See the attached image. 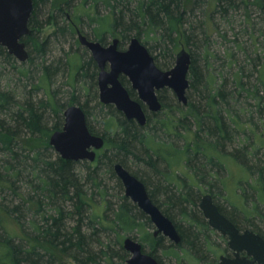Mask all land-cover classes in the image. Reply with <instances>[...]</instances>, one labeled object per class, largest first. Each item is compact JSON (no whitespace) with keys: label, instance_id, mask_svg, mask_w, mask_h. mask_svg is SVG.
<instances>
[{"label":"trees","instance_id":"trees-1","mask_svg":"<svg viewBox=\"0 0 264 264\" xmlns=\"http://www.w3.org/2000/svg\"><path fill=\"white\" fill-rule=\"evenodd\" d=\"M32 2L30 34L22 39L28 59L19 62L0 46V77H8L0 87V264H67V259L74 264H127L129 256L122 242L136 237L143 252L160 264L163 255L171 256L176 264L187 256L196 264H214L219 244H214L212 236L218 235L198 209L204 192L239 230H252L264 239V230L255 223L264 224L260 208L264 203V50L263 58L242 52L241 61L230 48L224 47L223 54L213 53L206 21L190 20L205 0ZM212 2L214 13L224 22H230L232 12L242 10L247 23L252 14L264 23V0ZM79 4L88 8L92 34L79 28V16L67 17ZM208 21L215 31L216 23L212 18ZM49 25H54V31L42 38L41 31ZM77 30L101 44L107 34L118 38L120 48L133 37L144 46L154 40L151 47L158 52L153 58L161 70L173 66L184 44L191 48L186 105L173 94V103L168 104L166 90H160L161 110L149 112L144 107L146 124L140 126L113 106L101 104L97 67L85 48L80 53ZM217 36L224 44L225 34L219 31ZM67 41L71 44L67 52L47 62L51 45ZM38 69L41 74L36 78ZM9 73L25 82L20 94L9 87ZM59 75L67 77L70 88L61 103L57 91L50 88ZM35 79L47 89L45 99L37 102L32 99L40 87ZM125 82L122 78L126 87ZM128 92L136 99L132 89ZM91 103L100 110V133L90 121ZM70 105L83 109L89 131L104 140L93 162L63 160L48 146L23 149L18 139L47 138L61 130L62 112ZM50 117L54 122L49 126ZM225 159L250 176L242 194L234 193L238 202L225 196L229 209L217 203L213 192L221 180L217 176L227 171ZM128 162L137 164L140 172L131 171ZM114 164L143 182L151 201L173 222L180 236L177 245L160 234L150 241L149 218L125 197ZM250 190L254 194L249 195Z\"/></svg>","mask_w":264,"mask_h":264},{"label":"water","instance_id":"water-1","mask_svg":"<svg viewBox=\"0 0 264 264\" xmlns=\"http://www.w3.org/2000/svg\"><path fill=\"white\" fill-rule=\"evenodd\" d=\"M33 10L32 0H0V46L19 62L28 59L22 39L30 34L28 21ZM77 39L90 52L99 68L97 86L99 101L112 105L127 120H135L140 126L146 124L143 105L149 112H159L161 103L157 92L169 89L177 101L187 103V79L191 59L185 48L175 55L174 66L167 71L155 65L147 47L137 38H131L125 50L118 49V39L106 47L96 41H89L79 30ZM109 64V71L105 65ZM125 76L136 92L133 99L122 85L119 76ZM64 123L61 130L53 132L49 144L63 160L93 162L96 151L102 149L104 140L92 134L83 109L70 105L63 112ZM113 170L122 183L124 195L140 209L154 226L153 236L162 235L177 245L180 236L173 224L151 201L143 182L130 174L122 165L114 164ZM198 208L208 226L225 237L226 247L232 256H219L217 264H264V239L252 230H239L226 218L214 203L209 193L202 195ZM122 247L129 254L127 264H160L154 257L142 250L140 243L125 238ZM244 253L245 255H241Z\"/></svg>","mask_w":264,"mask_h":264},{"label":"rangeland","instance_id":"rangeland-1","mask_svg":"<svg viewBox=\"0 0 264 264\" xmlns=\"http://www.w3.org/2000/svg\"><path fill=\"white\" fill-rule=\"evenodd\" d=\"M205 1H206L205 4H203L201 7H198V9H196L194 11L195 18L191 17L190 20L194 21V22H198V24L201 21H204V20L206 21V27H205L207 30L206 33L210 37L211 46H212L211 51L213 53L223 54L222 52H223L224 47H225V48L232 49L236 58H238V60H240V61L242 59H244L242 52L249 54L250 57H254L255 54H257V55L261 54V56L263 58L262 51L264 50V23L258 19V16L256 14H252L250 23H247L245 21L243 11L238 10L237 12L236 11L232 12L231 16L229 17V19H230L229 23L226 21L224 22V20H221L219 18V16L214 13V10H215L214 2H212V0H205ZM188 7L190 8V4ZM76 8L77 9L73 13L67 12L68 13L67 17L73 18V16H79L82 20L80 22L79 28L84 33L92 34L91 32H92L93 26H89L90 22H89V19H87V16L89 14L88 10H87L88 9L87 6L82 7L79 4ZM101 11L104 12L103 8L101 9ZM185 11H187V10H185ZM209 18H212L213 22L216 23L215 31H213L211 28V25L208 24ZM216 28H217V30H216ZM54 29H55L54 25L46 26L41 31L40 36H42V38L48 37L54 31ZM219 31H220V33L225 34L226 40H225L224 44H222L223 41L221 40V38H219L217 36V33ZM110 39H111L110 36L107 34L106 35L107 43H109L111 41ZM143 40L144 39H142V41ZM234 40L236 41V43L233 44L232 42ZM153 41L154 40L150 39L148 41V44L146 45V47L150 51L151 56L155 57L158 50L157 49L154 50V48L151 47L153 44ZM128 44H129V41H127V43H125L123 48L126 49ZM70 45H71L70 41H67L63 45L52 44L51 50L48 52V55L46 56L47 62H49L53 58L61 57L64 54V52H67V50L70 48ZM236 45L240 46L239 47L240 50H238L239 48L236 47ZM183 46L186 48L187 51L190 52L191 48H189L185 44ZM82 51H83V47L80 46V53H82ZM196 52H197V50H196ZM174 63H173V66H174ZM155 65L157 66L159 64L155 63ZM173 66H171V68ZM170 69H167V70H170ZM167 70H163V71H167ZM5 74H7V71H5ZM40 74H41L40 70L39 69L36 70V73H35L36 78H38L40 76ZM7 78L8 77H4V76L0 77V87L1 88L3 86H5V82L7 81ZM66 78L67 77L65 75L56 76L53 78V82L50 85L51 90L57 91V99L60 103L65 102V100H67L68 96L70 95V91H69L70 88L68 85V79H66ZM9 79H10L9 87L15 88V91H17V93L20 94V90H22L21 88L23 87L25 82L24 81L21 82L20 80L17 79V75H15V74L12 75L11 73H9ZM35 84H40V87L38 90H36L35 92L32 93L33 102H37V101H41L42 99H45V96L47 94V89L45 88L46 86H43L40 83V81H38L37 79H35ZM125 85H126L127 89H131V85L128 81L125 82ZM27 89H29V87H27ZM164 90H166L164 93V96L166 97V102L168 104H172L173 103V100H172L173 92L169 89H164ZM135 95L137 96L136 92H135ZM78 96H80V99L82 98L81 94ZM174 97H175V95H174ZM175 99H176V97H175ZM82 100L83 99H81V101ZM164 100H165V98H164ZM98 101H99V98H98ZM93 106H94V103H91L90 104V109H91L90 121L92 122V125L94 126V128L100 133L101 132L100 129L101 128L103 129V124H101V118H100V115H101L100 110H96L95 108H92ZM146 110H147V108H146ZM0 118H2V115H0ZM50 120L47 122L49 126L53 124L52 122H54L52 117H50ZM50 135L47 138L43 136V137L21 138L18 140H19V143L21 144V146L23 147V149L28 150V151H30V150L34 151L37 149H44L47 146L51 147L49 144ZM189 136H190V138L193 137L192 134H190ZM180 140L181 139L177 140V142L179 144L181 143ZM257 143L259 144V141ZM53 152H54V154H56L54 149H53ZM261 154H263L262 150H261ZM263 158H264V155H263ZM81 162H83V161H81ZM131 163L128 162V164L130 166L129 168H131L130 170L131 171H135V170L137 171L138 170V172H140V169L137 166V164H134V162H131ZM225 166L227 167V169H226L227 171L225 172L224 175L217 176V178L221 177V180L219 178V181H217V183H216V187L214 189L213 188L212 189H213V192L215 193V195L217 196L216 197L217 203L229 209V205L225 201V196L230 200V202L231 201H233V202L235 201V203L238 202L239 199L236 200V197H234V193H235V195L242 194L243 189L247 187L245 182H246V180H248L250 178V176H247V173L240 166H238L236 163H234L230 159H225ZM150 178H152V177L150 176ZM152 180H153V178L151 179V181ZM106 184H108L110 187H112V182L107 180ZM206 193H208V192H204L202 195H204ZM110 194L114 196V191L112 189L110 190ZM248 194L249 195L254 194V191L250 190ZM237 205H240V203H237ZM260 208L264 212V203L263 202L260 204ZM255 223L258 226H260L261 229L264 230V224H262L259 221H255ZM153 231H154V226L152 225V227H150L148 229V232H150L149 233L150 241L151 240L153 241V239H154ZM217 235H218L217 237L212 236V240H213L214 244L216 246L219 244V249L217 248L218 253H217V257H216V262L214 264L217 263L218 257L220 255L224 254L223 249H226L225 240H224V242H222L219 238L220 235L218 233H217ZM165 239L167 241H169L167 238H165ZM135 241H137L138 243H141L139 241L138 237H136ZM145 244H146L145 250L148 253V251H149L148 242H146ZM128 256H129V254H128ZM171 258H172L171 256L166 257L165 255H163V257L161 258L160 261L162 262V264H176L175 260L171 259ZM67 264H74V263L71 259H67ZM181 264H196V262H194L191 257L187 256L182 261Z\"/></svg>","mask_w":264,"mask_h":264},{"label":"flooded vegetation","instance_id":"flooded-vegetation-1","mask_svg":"<svg viewBox=\"0 0 264 264\" xmlns=\"http://www.w3.org/2000/svg\"><path fill=\"white\" fill-rule=\"evenodd\" d=\"M85 36V35H84ZM86 37V36H85ZM115 38H111L110 40V42L109 43H107V41H105V43L104 44H101V45H103L104 47H106V46H108V45H110L111 43H112V41L114 40ZM116 39H118V38H116ZM89 40V39H88ZM119 40V39H118ZM89 41H93V40H89ZM119 44L120 43H118V49L119 50H125L124 48H120V46H119ZM81 46V45H80ZM81 47H83V48H85L86 50H87V52L89 53V55H90V52L88 51V49L86 48V47H84V46H81ZM90 57H91V55H90ZM92 58V57H91ZM93 60V59H92ZM94 61V60H93ZM94 63H95V65H96V67H97V73H96V79H95V81H96V85H97V80H98V74H99V68H98V66H97V64H96V62L94 61ZM105 70L106 71H109V64H106L105 65ZM122 78H125V80L126 81H128V79L125 77V76H123V75H121V76H119V80H120V82H121V79ZM123 85V84H122ZM124 86V85H123ZM125 87V86H124ZM126 88V87H125ZM127 89V88H126ZM128 90V89H127ZM97 93H98V86H97ZM137 97V96H136ZM99 98V97H98ZM100 102V101H99ZM112 106V105H111ZM114 107V106H113ZM143 108L145 107L144 105L142 106ZM146 108V107H145ZM64 112V111H63ZM63 112H62V119H63V122H62V126H63V123H64V117H63ZM145 112V111H144ZM87 121V120H86ZM62 129V128H61ZM99 151V150H98ZM97 152V151H96ZM220 235V234H219ZM221 236V235H220ZM224 240L226 239L225 237H223V236H221ZM227 240V239H226ZM225 245H226V241H225ZM226 249H227V247H226ZM224 256H227V257H231L232 256V253H231V251L230 250H228L227 249V251L225 252L224 251V254H223ZM241 255H245L244 253H241ZM221 256V255H220ZM219 258V257H218ZM217 263H218V259H217ZM216 263V264H217Z\"/></svg>","mask_w":264,"mask_h":264}]
</instances>
